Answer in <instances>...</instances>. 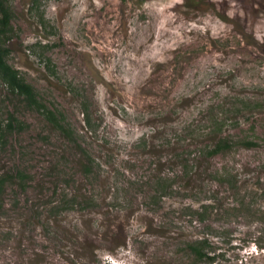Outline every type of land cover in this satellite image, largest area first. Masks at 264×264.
<instances>
[{
	"label": "rangeland",
	"instance_id": "rangeland-1",
	"mask_svg": "<svg viewBox=\"0 0 264 264\" xmlns=\"http://www.w3.org/2000/svg\"><path fill=\"white\" fill-rule=\"evenodd\" d=\"M6 6L0 264H264V0Z\"/></svg>",
	"mask_w": 264,
	"mask_h": 264
},
{
	"label": "trees",
	"instance_id": "trees-1",
	"mask_svg": "<svg viewBox=\"0 0 264 264\" xmlns=\"http://www.w3.org/2000/svg\"><path fill=\"white\" fill-rule=\"evenodd\" d=\"M6 3L7 0H0V40L5 37L6 30L10 28L11 15ZM6 53L7 50L0 45V81L5 85L9 92L22 96L28 105L41 107L35 100L33 88L7 63ZM193 251L196 256H202L199 249L193 248Z\"/></svg>",
	"mask_w": 264,
	"mask_h": 264
}]
</instances>
